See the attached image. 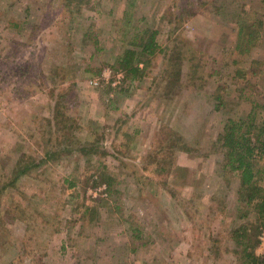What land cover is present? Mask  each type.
<instances>
[{
    "label": "rangeland",
    "instance_id": "374dc122",
    "mask_svg": "<svg viewBox=\"0 0 264 264\" xmlns=\"http://www.w3.org/2000/svg\"><path fill=\"white\" fill-rule=\"evenodd\" d=\"M185 1L92 0L77 13L0 0V187L30 168L0 199V264H243L232 231L254 235L256 218L216 142L253 105L264 118V0H205L178 26ZM241 14L263 31L249 53L236 49ZM149 29L163 50L189 43L204 81L165 89L160 54L123 84L118 59Z\"/></svg>",
    "mask_w": 264,
    "mask_h": 264
},
{
    "label": "trees",
    "instance_id": "16d2710c",
    "mask_svg": "<svg viewBox=\"0 0 264 264\" xmlns=\"http://www.w3.org/2000/svg\"><path fill=\"white\" fill-rule=\"evenodd\" d=\"M91 3L92 0H67L66 6L70 10V5L75 4V9L78 13V8L82 9L83 5H90ZM207 6L205 0H186L183 7H180L178 26H183L200 10L206 11L205 8ZM29 9V13L30 11L32 12L30 7ZM216 10L219 11V13L216 12L217 16L220 15L223 11L222 5ZM242 13L249 14L248 11H243ZM241 16L242 14L238 16L241 21L238 22L240 32L238 36L239 44L236 49L243 53H249L263 31L256 30V23H249L247 18ZM171 23L173 25V22ZM25 24L28 25L29 23L26 22ZM259 27H262L261 24ZM20 29H22V26H20ZM157 35V31L145 30L139 40L137 39L131 43L132 48H135L126 50L118 59V68L124 73L123 84L126 85L130 80L138 82L146 78L152 68L153 59H156L160 54L165 55L167 62H171L167 69V87L165 89L170 88L169 90L174 93L179 86L189 88L192 82H194L195 86L198 85L197 82H203L204 80L198 73L201 66L194 64V61H192L194 55L192 53L187 56V53L193 51L190 44L177 40L169 49L163 50L157 42ZM178 41L181 42L179 43ZM22 45H26V43H22ZM185 62L191 64L194 71L193 75L185 72ZM185 80H188V82L186 83ZM63 101L60 99L59 103ZM258 108V104L253 105L250 113L241 119L229 118L225 122L223 132L216 142L222 154L225 173H231L238 177L237 196L239 204L241 207H247L246 214H252L256 218L254 223V231L256 232L254 235L251 234L253 231L250 232V224H242L241 227L232 231L235 246L240 248V251L236 249L235 252L240 255L243 264H264V254H257V248L260 245L258 236L259 233L264 231V187L262 184V181H264V118L259 116ZM69 142L73 143L75 141L69 140ZM85 145L78 150L81 156H91L99 153L96 150L98 149L96 145H88V147ZM72 150L67 152L73 154L74 150ZM29 170V167H24L23 169L15 168L14 180L10 184L0 187V199L3 198L7 190L16 185L20 178L27 175ZM110 180L105 181L109 187L113 184L112 179Z\"/></svg>",
    "mask_w": 264,
    "mask_h": 264
},
{
    "label": "built area",
    "instance_id": "2783aa9c",
    "mask_svg": "<svg viewBox=\"0 0 264 264\" xmlns=\"http://www.w3.org/2000/svg\"><path fill=\"white\" fill-rule=\"evenodd\" d=\"M96 85H98V84H96Z\"/></svg>",
    "mask_w": 264,
    "mask_h": 264
}]
</instances>
